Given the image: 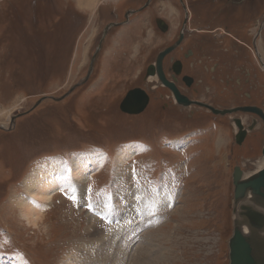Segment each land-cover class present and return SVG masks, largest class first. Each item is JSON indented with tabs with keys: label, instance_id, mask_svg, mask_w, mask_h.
I'll use <instances>...</instances> for the list:
<instances>
[{
	"label": "rangeland",
	"instance_id": "rangeland-1",
	"mask_svg": "<svg viewBox=\"0 0 264 264\" xmlns=\"http://www.w3.org/2000/svg\"><path fill=\"white\" fill-rule=\"evenodd\" d=\"M145 1L0 0V264L230 263L233 172L263 166L264 132L238 147L229 119L220 123L211 113L178 109L170 93L145 76L170 44L154 18L178 29L183 16L177 0H152L146 13L128 14ZM184 1L194 6L193 29L201 30L209 10L219 8L210 0ZM240 1L185 46L209 42V60L221 68L218 75L199 68L207 77L195 97L221 108L264 104V86L258 91L248 84L244 91L255 99L246 100L239 89L236 96L220 84L222 74L243 76L236 70L243 64L264 75L251 50L264 0L220 2ZM240 19L229 34L213 32ZM151 33L154 42L140 41ZM234 33L245 41L243 50ZM262 33L257 43L264 56ZM126 35L135 37L123 42ZM137 86L148 89L152 106L125 114L120 105ZM131 144L139 149L122 162L120 153ZM90 153L105 154L104 166L54 192L51 202L28 191L41 169L56 163L68 175L74 161ZM34 206L41 209L37 219Z\"/></svg>",
	"mask_w": 264,
	"mask_h": 264
},
{
	"label": "flooded vegetation",
	"instance_id": "flooded-vegetation-1",
	"mask_svg": "<svg viewBox=\"0 0 264 264\" xmlns=\"http://www.w3.org/2000/svg\"><path fill=\"white\" fill-rule=\"evenodd\" d=\"M220 1L221 0L211 1L212 5L218 6L219 8H217L216 10L215 9L209 10L208 21L206 25L204 24V27L201 30L193 29L190 26V24L192 23L191 20L193 19V13L191 16V10H192V7L194 8V6L193 4L191 6H188L184 0H177L178 2L177 6L183 13L182 19H180L179 21L180 23H179L178 29H176L175 27L171 25L172 23L170 20H169L170 21L169 23V21L165 20V18L155 17L154 24L157 26L158 30L161 29L159 27V21H160L166 26V31H161V30L160 31L164 32L163 33L164 36L170 35L171 39L169 41L170 44L165 43L166 45L161 50H159V52H157L155 61L150 63L146 67L145 76L150 77L149 79L156 80L159 86L167 90L171 95L172 103H174V105L178 107V109L179 108L199 109V111L205 114L211 113L215 117L216 122L218 121L220 123H224L226 119H229L230 124L228 125V127L230 128L231 137L234 139V143L238 147H245L249 143L251 138L258 136V133L260 134L262 133V131L264 132V104L242 103V104H235L230 107L221 108L211 101L203 99L199 96L195 97V93L196 92L199 93V88H202L205 86L204 80L207 77V76H202L201 72L199 73V68L200 70L203 69L204 71L212 72L216 74L218 72V69L221 68L220 66L221 64L211 62V60H209L212 57L211 56L212 54L211 53L209 54L206 51V47L207 45H209V42L200 40L199 42L197 41L195 43H192L189 45V47L185 48L186 43L188 44L190 43L189 40L196 38L201 33L204 34V32L209 31L211 29V26H210L211 24H215V22L218 21L219 18L225 17L227 14V11H229L230 8L231 9L234 8L233 10H236L235 7L237 5H243L242 1H240V3L238 2L239 4L229 3V2L221 3ZM151 3H152V0L151 2L149 1L147 2L146 0L145 2H143V4L138 9H136L137 11L136 10L130 11V13L128 14L134 15V14L146 13L145 11L150 8ZM204 3L205 2H201L203 6H204ZM249 15L253 16L254 14L251 13ZM190 16H191V19H190ZM126 18H129V17L126 16ZM174 18L177 23L178 18L177 17H174ZM241 19L234 22V24L229 22V24H233V25H229L227 22L224 21L220 24V27L215 26V29L213 30V32L221 31L219 32L220 34L221 33L229 34L231 33L229 31L231 28L233 29L239 26L241 22H244L247 20V19H243L244 20L243 21ZM129 23H130V20L128 19L124 24H129ZM259 26L260 27L257 29L256 34L254 33L252 37L251 50H252L253 55L256 54L257 56H259V63L257 62V64H258L259 69L262 72H264V60L261 59V56L259 54L258 45H257V41L261 35L260 33L264 32V21H262ZM238 33H240V31ZM238 33L237 34L234 33V35H236V37L234 36V41H235L234 44L236 47H238V44H239V49L243 50V47L246 45V43L243 39L239 38ZM170 47H174V49L162 59L161 66L159 69L158 63H157L158 58L163 51H165L167 48H170ZM224 51H227L226 48ZM149 67H151L150 68L151 74H149ZM190 70L194 71V73H191ZM236 70L242 73L243 76L237 77L236 75H225V74H222L220 76L221 77L220 84L224 83L226 86V89L224 90V92H227L229 90L233 92L234 90L233 93L236 96H238L239 91H241V94L244 96V98H246V100L255 99L252 91L250 90L244 91V90L245 88L250 89V85L256 84L257 89L259 91V89L261 88L260 86L262 87L264 86V75L260 73H256V76H255L253 69L251 70L245 67L244 64L236 67ZM225 72L227 73V71ZM160 74L162 75V78L167 83L171 84L172 87L169 85H166L163 82ZM242 78H244L243 81H242ZM256 80H258V82ZM248 84L250 85L247 87ZM135 89H140L141 92L143 91L142 93L145 92V94L148 96V103H147V106L145 107V110L150 109L153 103V99L148 89L142 86H137V87L131 88L129 91L135 90ZM175 91H177V93H179V95L183 97V102L187 105L180 103L177 100ZM247 108H253V110L247 111L246 110ZM216 111H219V112H216ZM220 111H230V113L221 114ZM125 114H128V113H125ZM247 138H249V140L246 143V145L243 146ZM260 151L264 157V143ZM236 167L240 168L242 172V177H243L245 173L244 168L242 166H236ZM234 172H235V169H234Z\"/></svg>",
	"mask_w": 264,
	"mask_h": 264
},
{
	"label": "water",
	"instance_id": "water-1",
	"mask_svg": "<svg viewBox=\"0 0 264 264\" xmlns=\"http://www.w3.org/2000/svg\"><path fill=\"white\" fill-rule=\"evenodd\" d=\"M116 25V24H115ZM114 26L113 24L110 25ZM159 27L162 31H166V26L159 21ZM108 31V28L106 32ZM105 32V34H107ZM106 35L103 36L102 41ZM100 42V45L102 44ZM100 48V47H99ZM174 47L167 48L163 51L158 58V67L160 69L162 59L170 53ZM95 56L93 57V61ZM93 66H91L92 68ZM149 67V74H151ZM90 75V74H89ZM161 79L166 85L167 83L160 74ZM172 87V86H171ZM143 92V91H142ZM140 89L131 90L121 103V109L128 114L141 113L148 103V96L142 93ZM176 92V98L180 103H183V97ZM187 105V104H185ZM247 111H252L253 108H247ZM215 111V110H214ZM219 112V111H216ZM221 114L230 113V111H220ZM242 172L239 167H235L233 173L234 184V198L237 204L239 200L247 195L248 191H251L253 195V202L257 203L262 208L264 207V168L257 174L250 177L247 180H241ZM242 215L245 218L239 224L235 221L233 236L229 241V264H264V212L260 211L252 206H242ZM243 224L249 227L248 232L243 229Z\"/></svg>",
	"mask_w": 264,
	"mask_h": 264
},
{
	"label": "bare ground",
	"instance_id": "bare-ground-1",
	"mask_svg": "<svg viewBox=\"0 0 264 264\" xmlns=\"http://www.w3.org/2000/svg\"><path fill=\"white\" fill-rule=\"evenodd\" d=\"M191 13H193V18H194V12L192 10H191ZM191 16H190V19H191ZM125 25H127V24H124L122 27H125ZM260 34H261L260 36L262 37L263 33L261 32ZM258 41H259V39H258ZM257 45H258V43H257ZM258 49H259V47H258ZM259 54L261 56V59H264L263 53L260 50H259ZM131 115H137V114H131ZM247 116H249V115H247ZM247 140H248V138L246 139V141ZM246 141H245V143H246ZM138 149H139V147L135 144L128 145L120 153L121 161L126 162L127 159L132 158ZM140 152H141V150H140ZM105 157H106L105 154L101 155L100 153H90L88 155L86 154V156H84L82 158L80 157V158L76 159V161H74L73 169H70V173H68V175H66V170H64L62 167H60L56 163L48 165L46 168L38 171V173L35 174L28 181V183L30 184V188L28 189V191L31 192V195L33 197L37 196L38 198L44 200L45 203H49V202H51V200L55 194L54 192L58 193V192L62 191V189L65 188L69 182L70 183L73 182V180L75 178L80 179V181H84L87 178H89L90 174H92L93 172H98L104 166V164L106 162ZM261 164H263V166L258 168L259 170L257 172L255 170V172L251 173V174H245L244 173L241 180H247L251 176H254L255 174H257L261 169L264 168V163L262 162ZM33 189H36V194H34ZM137 197H140V196H138V194H137ZM139 200L140 199L138 198V201ZM253 201L254 200H253V195H252L251 191H248L247 195L238 201L236 221L239 224H241V222L243 220H245V218L242 215V212H243L242 206L243 205L252 206V207L264 212V207L262 208L261 206H259L257 203H255ZM36 204H38L37 201H36ZM24 206L27 210L28 205L24 204ZM33 208L38 210L35 213H32L34 218L37 219V217L41 213V209L37 208L36 206H34ZM243 228H244L243 230L245 232L250 231L249 227L246 226L245 224H243ZM89 264H92V263H89Z\"/></svg>",
	"mask_w": 264,
	"mask_h": 264
},
{
	"label": "crops",
	"instance_id": "crops-1",
	"mask_svg": "<svg viewBox=\"0 0 264 264\" xmlns=\"http://www.w3.org/2000/svg\"><path fill=\"white\" fill-rule=\"evenodd\" d=\"M199 2H200V1H197V2H196V5H197V6H199ZM142 20L144 21V19H142ZM147 36H148V37H146V38L143 37V39H141L140 41H143V42H146L147 44H150L152 41L154 42V40H156V39L158 38V37L155 38L154 33H151V34H149V35H147ZM156 36H157V35H156ZM134 37H135V36L132 37V36H127V35H126V38H123V42L125 41V39H128V40L132 39V40H133ZM167 37H170V39H171V36L167 35ZM170 39L167 40V42H169ZM135 40H136V39H135ZM167 42H166V43H167ZM141 46H142V45H141Z\"/></svg>",
	"mask_w": 264,
	"mask_h": 264
},
{
	"label": "trees",
	"instance_id": "trees-1",
	"mask_svg": "<svg viewBox=\"0 0 264 264\" xmlns=\"http://www.w3.org/2000/svg\"><path fill=\"white\" fill-rule=\"evenodd\" d=\"M210 1H212V0H210Z\"/></svg>",
	"mask_w": 264,
	"mask_h": 264
}]
</instances>
